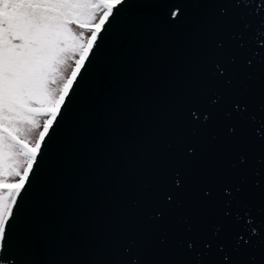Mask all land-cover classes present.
I'll return each instance as SVG.
<instances>
[{
	"label": "water",
	"instance_id": "1",
	"mask_svg": "<svg viewBox=\"0 0 264 264\" xmlns=\"http://www.w3.org/2000/svg\"><path fill=\"white\" fill-rule=\"evenodd\" d=\"M256 7L155 0L130 10L57 135L46 141L52 150L42 149L39 181L30 178L34 187L18 201L17 243L37 242L19 259L225 264L227 255L231 264H264V46L253 39L264 27V9ZM193 113L210 119L198 123ZM237 186L242 191L233 199L228 194ZM245 213L258 234L237 248L236 234L247 233L236 217Z\"/></svg>",
	"mask_w": 264,
	"mask_h": 264
},
{
	"label": "snow or ice",
	"instance_id": "2",
	"mask_svg": "<svg viewBox=\"0 0 264 264\" xmlns=\"http://www.w3.org/2000/svg\"><path fill=\"white\" fill-rule=\"evenodd\" d=\"M154 2L0 0V264H25L19 259L21 252L36 250L34 240L23 247L17 243L19 229L23 227V209L18 201L25 199L22 193L28 195L27 188L34 187L32 181L40 179V162L47 157L42 149L51 152L52 144L46 141L57 135L56 129L62 127L60 122L72 111L77 90L88 84L90 69L103 63L110 44L128 23L130 10ZM229 2L245 8L255 4L253 12L264 9V0ZM261 25L264 26V20ZM250 27L245 24L246 30ZM240 38L243 39L242 35ZM253 39L264 46V27ZM246 63L251 65L252 61ZM216 68L222 73L226 71L219 64ZM234 110L246 111L247 106L235 105ZM192 116L198 123L210 119L209 114H204L203 120L195 113ZM229 133L235 136V128H229ZM260 135L264 138V126ZM241 191L237 186L228 196L236 199ZM167 199L174 198L169 195ZM14 210L21 214V219H17ZM230 214L225 212V216ZM159 215L163 218L162 213ZM248 216L245 213L244 217H236L247 233V238L244 232L236 234L237 248L248 245L258 234ZM222 231L223 225H217L213 237L219 239ZM204 248L211 250V244L205 243ZM223 248V244L217 245L218 251ZM187 249L194 251L193 243L189 242ZM223 260L231 264L227 255Z\"/></svg>",
	"mask_w": 264,
	"mask_h": 264
}]
</instances>
